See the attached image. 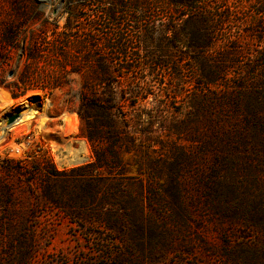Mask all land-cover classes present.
Listing matches in <instances>:
<instances>
[{"label":"rangeland","instance_id":"374dc122","mask_svg":"<svg viewBox=\"0 0 264 264\" xmlns=\"http://www.w3.org/2000/svg\"><path fill=\"white\" fill-rule=\"evenodd\" d=\"M10 2L0 0V25ZM19 2L40 16L16 51L0 47V77L39 88L13 99L0 87V264H264V128L241 115L243 89L264 80V0H126L113 23L104 0ZM208 30L207 51L186 42ZM121 37L128 57L114 50ZM30 51L36 60L24 58ZM203 75L219 81L207 89ZM105 88H115L138 146L115 155L100 146L114 179L92 202L88 183L74 187L79 170H108L88 169L95 157L77 110L82 94ZM15 115L28 118L9 125ZM5 160L20 162L34 186ZM43 163L50 176L51 167L69 173L57 183L68 211L43 198Z\"/></svg>","mask_w":264,"mask_h":264},{"label":"trees","instance_id":"16d2710c","mask_svg":"<svg viewBox=\"0 0 264 264\" xmlns=\"http://www.w3.org/2000/svg\"><path fill=\"white\" fill-rule=\"evenodd\" d=\"M104 1H108L109 5H111L113 9H108L101 12V15H103L109 23H113L116 21L117 16H120L122 11L124 10L126 6V0ZM168 1L173 7H178L185 6L186 3H189L192 0ZM190 9L192 8L190 7ZM4 13L7 15L9 21L0 25V47L2 51L9 53L10 51H16L19 48V42L22 38L23 30L26 26L27 21L30 18H35L40 15L34 7L27 6L19 2V0H12V2H10L9 5L6 6ZM172 33L176 37L179 36L180 32L172 31ZM205 33L199 38L196 33L190 31L188 33L190 37L186 40V42L191 48H193V50L200 48L202 51H207V49L211 48V46L213 45L214 37L209 30ZM111 36H113V34H111ZM176 39L178 40L177 37ZM126 40L127 39L121 37L119 39V44L114 49L116 53H119L122 57H128L129 50L131 48L130 43L128 44V41ZM2 58V55H0V62ZM24 58L28 61L36 60V57L31 51L27 55L24 54ZM162 63H160V65H162ZM166 63L169 64L167 61ZM96 64L97 67L102 71L103 75L108 76L110 72L108 68H106L104 61L102 59H99ZM203 77V86H205L207 89L214 85L217 81H219L211 79V77H209L208 75H203ZM30 82L31 80L26 77H18L16 82H11L5 85V83L2 82V77H0V87H5L9 91L13 99L24 97L28 92L39 88L35 84L30 85ZM105 82L106 77L104 78L103 83ZM57 87L59 86L53 85L52 89H55ZM41 89L43 91L46 90L43 88ZM104 90L106 92L103 96H101L97 90L94 91L93 95L82 94L80 97V106L77 110V114L82 122V136L86 138L90 143L95 157V163L88 167V169L97 171L100 168H106L108 170V177H94L92 175L89 176V178L87 176H83V173L87 169L86 167L79 170V173L82 174L80 176L81 179H77L74 181V187L76 186V188H80L81 184L88 183L90 185V198L92 202H94L95 196L99 193V183L104 181L103 184L105 185V181H107V179H114V177H112L111 173L109 172L111 166L108 165L109 163H107L106 161V155L104 153H100V146L105 145L109 150L108 154L110 155H115V151L118 150L128 152L131 148L138 146V144H136V137H134V135H132V132L128 130L129 125L127 116L126 113L122 112L123 105H120V102L117 100V92H115V88H105ZM243 90L244 92L241 93V98L245 100V103L243 105L245 110L242 111L241 115L244 116L246 127L250 129L254 125V129L263 130L264 80L262 81V88L255 92L254 90H249L248 88ZM192 100L193 99H191V104L193 105V103L195 104L196 101H194L195 99L193 101ZM193 106L197 107L198 112L205 111L204 103H200V101ZM238 111L239 109L237 110V112ZM211 141L212 142L209 143L211 145H215L218 142L217 138L215 137H212ZM42 160L49 162V158H47L44 153L42 156ZM44 166L46 165L43 163V165L40 167L41 169L38 170L39 172H43L47 175L46 186H44L43 189V198H45L46 201L52 204V206L61 210L68 211L67 207L69 206V201H63L62 196H59L57 194V183H59V179L67 177L69 173H58L54 170V168L51 167L52 174L50 176ZM4 170L9 174L14 175H22L25 173L23 177L27 179L29 178V176H31V173H28L27 175L25 169L20 165V162L18 161L5 160ZM76 172L72 171L70 173L73 174ZM94 179H96V181H94ZM28 185L34 186L33 180L28 179ZM121 210L124 209L121 208Z\"/></svg>","mask_w":264,"mask_h":264},{"label":"bare ground","instance_id":"6f19581e","mask_svg":"<svg viewBox=\"0 0 264 264\" xmlns=\"http://www.w3.org/2000/svg\"><path fill=\"white\" fill-rule=\"evenodd\" d=\"M23 113H25V112H23ZM28 114V113H27ZM26 117L28 118V116H24V117H21L20 119H18V121L16 122L17 123V125L18 124H21V123H24L25 122V119H26ZM28 121V120H27ZM25 126V125H24ZM5 135V134H4Z\"/></svg>","mask_w":264,"mask_h":264},{"label":"water","instance_id":"95a60500","mask_svg":"<svg viewBox=\"0 0 264 264\" xmlns=\"http://www.w3.org/2000/svg\"><path fill=\"white\" fill-rule=\"evenodd\" d=\"M18 118H19L18 115L12 116L10 118L9 125H11L12 123H14Z\"/></svg>","mask_w":264,"mask_h":264}]
</instances>
